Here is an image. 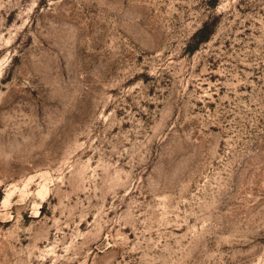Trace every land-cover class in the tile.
I'll use <instances>...</instances> for the list:
<instances>
[{
	"label": "rangeland",
	"instance_id": "obj_1",
	"mask_svg": "<svg viewBox=\"0 0 264 264\" xmlns=\"http://www.w3.org/2000/svg\"><path fill=\"white\" fill-rule=\"evenodd\" d=\"M0 264H264V0H0Z\"/></svg>",
	"mask_w": 264,
	"mask_h": 264
},
{
	"label": "trees",
	"instance_id": "obj_2",
	"mask_svg": "<svg viewBox=\"0 0 264 264\" xmlns=\"http://www.w3.org/2000/svg\"><path fill=\"white\" fill-rule=\"evenodd\" d=\"M207 37L204 35V29L199 30L196 34H195V39H194V45L191 47L190 50L196 48L200 42H202L203 40H206Z\"/></svg>",
	"mask_w": 264,
	"mask_h": 264
}]
</instances>
